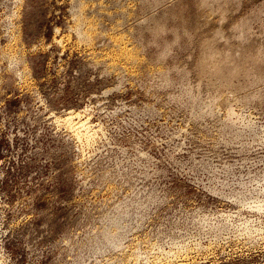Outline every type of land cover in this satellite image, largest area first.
<instances>
[{
  "label": "rangeland",
  "instance_id": "rangeland-1",
  "mask_svg": "<svg viewBox=\"0 0 264 264\" xmlns=\"http://www.w3.org/2000/svg\"><path fill=\"white\" fill-rule=\"evenodd\" d=\"M262 6L0 0V264H264V81L194 69Z\"/></svg>",
  "mask_w": 264,
  "mask_h": 264
},
{
  "label": "bare ground",
  "instance_id": "bare-ground-1",
  "mask_svg": "<svg viewBox=\"0 0 264 264\" xmlns=\"http://www.w3.org/2000/svg\"><path fill=\"white\" fill-rule=\"evenodd\" d=\"M194 1L200 16L203 15V17L208 18L212 14H218L221 20H225L232 7L240 2V0H194ZM168 13L173 19L179 21V27L181 28L182 32L186 35H190L189 33L190 21L189 18L186 19L187 17L184 18L183 16L184 7L183 6L175 7L173 5V8L172 7L171 9L169 8ZM261 14L264 15V6L253 11L249 18L240 21L232 28L234 30L233 36L236 39L235 41L238 42V49H239L238 52H236L237 50L235 51V53L231 52V47H230L232 45L230 43L231 40H229L230 38L225 37L220 29H217L214 33L211 32V34L212 33L213 34L209 38L204 35L200 41L201 55L199 57V60L195 63L194 66L195 72H198L199 74L208 77L209 82H216V83L218 82L220 87L229 86L230 83L232 82V79L240 75H246V76L251 75L253 76L254 81L256 82L264 81V43L258 44L254 49L247 48V46L250 44V43L248 44V41L251 32L250 31L251 22L253 19L257 18ZM207 23H209V21L206 19L205 20L202 19V21L196 20L193 23L191 30H193L195 34L202 33L204 31L203 27L208 25ZM165 29L166 28L162 23H160L159 21H155L152 31L157 37L158 35L163 33ZM173 33L175 39H177L178 38L177 28L173 29ZM194 37L196 38V36ZM199 37L200 36H198V38ZM224 38L226 39L228 48L226 49V51H222V50L220 51L216 48L215 44L218 40H223ZM169 45L170 44L165 45V50L169 47ZM122 50L123 52H125V54L128 53L126 47H123ZM65 122H67L69 125L75 128L74 131L82 128L84 131L89 132L88 127H86L87 126L86 121L80 124L78 123L79 126L77 128L75 127L76 123L75 124L73 123L71 116L67 117L65 119Z\"/></svg>",
  "mask_w": 264,
  "mask_h": 264
}]
</instances>
